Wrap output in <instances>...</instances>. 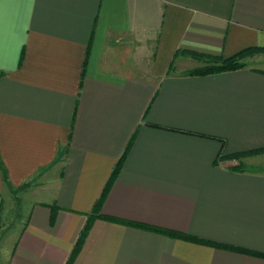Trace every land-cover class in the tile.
I'll return each mask as SVG.
<instances>
[{
	"label": "crops",
	"instance_id": "0c3cea01",
	"mask_svg": "<svg viewBox=\"0 0 264 264\" xmlns=\"http://www.w3.org/2000/svg\"><path fill=\"white\" fill-rule=\"evenodd\" d=\"M249 48L264 0H0V264H264L206 243L264 254V69L188 74ZM120 160L99 214L203 242L95 217L72 258Z\"/></svg>",
	"mask_w": 264,
	"mask_h": 264
},
{
	"label": "trees",
	"instance_id": "16d2710c",
	"mask_svg": "<svg viewBox=\"0 0 264 264\" xmlns=\"http://www.w3.org/2000/svg\"><path fill=\"white\" fill-rule=\"evenodd\" d=\"M258 52H264V49L261 48H249V49H245L241 52H239L238 54L227 58V59H223V58H218V57H213V56H204V55H200L197 53H190L194 58H198L199 60H203L205 61L206 65H204L203 67H199L196 68L192 71H190L188 74L190 75H209V74H217V73H222V72H227V71H235V70H239L242 69L244 67L247 66V59L249 57L254 56L256 53ZM175 70L173 65H170L169 67V72H173ZM257 71L260 72H264L263 70H258ZM3 75L2 72H0V77ZM259 152V151H258ZM257 153V152H256ZM241 156V154H237L235 155V157H239ZM125 157V155H124ZM122 166V160H120L116 166V168L114 169V172L111 176V178L109 179L106 188L104 190V193L102 194V196L100 197L96 208H95V212L97 213L96 215H90L88 218V222L86 223L84 229L82 230V233L80 235V238L75 246V249L72 253V258H74L78 252L80 251L82 244L84 242V239L88 233V231L90 230L91 226H92V221L94 220L95 217H103L104 219L113 221V222H120L123 224H129V225H133V226H137L140 228H144L153 232H157V233H161V234H165L171 237H179V238H184V239H188V240H192L195 242H203L200 239L194 238L192 236L189 235H185L182 233H178V232H173L170 230H166V229H162L159 227H155V226H149V225H143V224H136V223H131V222H126L123 220H119L117 218L114 217H109V216H103L102 214H99L100 212V208L102 206V203L110 189L111 184L113 183V181L115 180L120 168ZM240 166L235 167L236 169H238ZM207 244L216 246V247H221V248H229L232 250H237V251H243L246 252L248 254H252L255 256H259V257H264V254L262 253H258V252H254V251H249V250H241V249H237V248H233V247H224L223 245L220 244H216V243H210V242H206Z\"/></svg>",
	"mask_w": 264,
	"mask_h": 264
},
{
	"label": "rangeland",
	"instance_id": "374dc122",
	"mask_svg": "<svg viewBox=\"0 0 264 264\" xmlns=\"http://www.w3.org/2000/svg\"><path fill=\"white\" fill-rule=\"evenodd\" d=\"M247 65L264 69V52H258L247 59Z\"/></svg>",
	"mask_w": 264,
	"mask_h": 264
}]
</instances>
